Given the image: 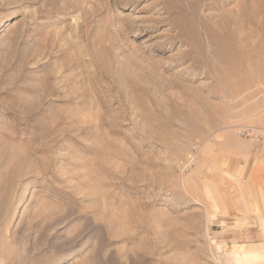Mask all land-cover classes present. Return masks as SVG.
Instances as JSON below:
<instances>
[{"label": "rangeland", "instance_id": "1", "mask_svg": "<svg viewBox=\"0 0 264 264\" xmlns=\"http://www.w3.org/2000/svg\"><path fill=\"white\" fill-rule=\"evenodd\" d=\"M263 167L264 0H0V264H243Z\"/></svg>", "mask_w": 264, "mask_h": 264}, {"label": "crops", "instance_id": "2", "mask_svg": "<svg viewBox=\"0 0 264 264\" xmlns=\"http://www.w3.org/2000/svg\"><path fill=\"white\" fill-rule=\"evenodd\" d=\"M248 190L249 193L252 194L253 202L259 206L261 211V215L264 217V167L262 170L251 171L248 178ZM247 217L249 220H253L256 222L257 216L254 214H248ZM247 235L251 236L255 241L251 244L258 246L259 244L263 243L260 240L261 233L256 229V227H251L247 231H244Z\"/></svg>", "mask_w": 264, "mask_h": 264}, {"label": "bare ground", "instance_id": "3", "mask_svg": "<svg viewBox=\"0 0 264 264\" xmlns=\"http://www.w3.org/2000/svg\"><path fill=\"white\" fill-rule=\"evenodd\" d=\"M222 242H225V241H222ZM230 253H232V255L240 263H243V264H255L258 262H260V264H264V252L262 251L260 247H248L246 244H236L233 247V249L230 251Z\"/></svg>", "mask_w": 264, "mask_h": 264}]
</instances>
